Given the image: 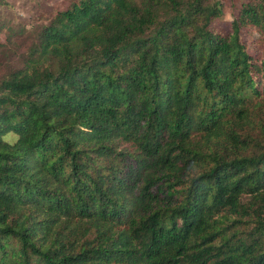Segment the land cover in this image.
Segmentation results:
<instances>
[{
    "label": "trees",
    "instance_id": "1",
    "mask_svg": "<svg viewBox=\"0 0 264 264\" xmlns=\"http://www.w3.org/2000/svg\"><path fill=\"white\" fill-rule=\"evenodd\" d=\"M221 13L68 0L22 50L0 19V264H264V0Z\"/></svg>",
    "mask_w": 264,
    "mask_h": 264
},
{
    "label": "rangeland",
    "instance_id": "2",
    "mask_svg": "<svg viewBox=\"0 0 264 264\" xmlns=\"http://www.w3.org/2000/svg\"><path fill=\"white\" fill-rule=\"evenodd\" d=\"M6 4H0V19L3 22H9V25L23 27L24 31L20 36H14V45L22 50L25 45L31 41L34 29L44 24L50 14L55 10L63 9L68 0H3ZM221 7V15L215 19L214 24L218 27H224L230 20L231 11L239 0H216ZM5 29L0 30V42H4ZM6 57L12 58L10 51L2 53L0 49V63L5 61Z\"/></svg>",
    "mask_w": 264,
    "mask_h": 264
}]
</instances>
